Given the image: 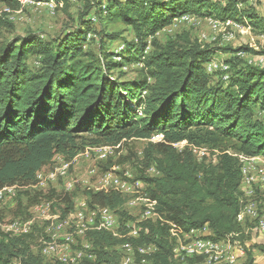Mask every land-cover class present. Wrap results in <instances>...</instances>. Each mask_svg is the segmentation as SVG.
<instances>
[{"label":"trees","instance_id":"1","mask_svg":"<svg viewBox=\"0 0 264 264\" xmlns=\"http://www.w3.org/2000/svg\"><path fill=\"white\" fill-rule=\"evenodd\" d=\"M31 1H53L62 9L71 2ZM77 1L85 6L84 17L95 10L100 19L102 29L93 31L101 37L98 53L87 49L92 21L84 17L77 30L49 43L28 34L0 47V190L17 187L12 217L30 220L31 209L41 201H56L63 216L73 211L78 188L71 193L49 190L40 201L28 191L37 184V173L51 165L56 155L72 161L86 148L150 141L162 134L163 141L150 142L145 151L147 166H154L160 175L143 173L138 179L157 202L155 211L185 231L207 230L208 239L215 242L228 238L236 244L237 235L246 252L244 264H255L243 234L249 228L247 222H254L258 229V220L244 217L243 223L239 219L248 202L241 191V157L264 159V120L254 110L258 106L264 110V66L239 61L236 55L251 53L249 47L201 48L188 37L181 38V43L162 44L157 36L184 15L208 19V24L233 20L263 35L264 18L252 8L258 0ZM0 3L13 11L23 7L20 0ZM114 22L129 27L135 38L125 41L119 53L112 52L109 44L122 35L104 31L107 23ZM219 52L231 55L222 62L228 70L220 67L208 72L206 66L217 60ZM115 57L120 60L114 61ZM131 63L141 67L138 78L121 81L115 76L116 71L123 76L122 69ZM183 142L185 148L178 151L175 145ZM190 147L216 152V159L208 161L204 156L200 160ZM83 195L92 208L115 211L121 223L135 220L116 191L86 189ZM255 198L259 205L264 203L257 192ZM258 213L264 212L259 209ZM140 227V237L132 243L156 247L147 257L150 264H179L167 224L147 221ZM35 231L3 239L0 264L16 259L21 264H60L31 252ZM87 239L96 259L80 264H121L119 247L126 240L104 231L89 233Z\"/></svg>","mask_w":264,"mask_h":264},{"label":"rangeland","instance_id":"2","mask_svg":"<svg viewBox=\"0 0 264 264\" xmlns=\"http://www.w3.org/2000/svg\"><path fill=\"white\" fill-rule=\"evenodd\" d=\"M255 2V0H253ZM55 3V2H54ZM56 4V3H55ZM254 10L261 16L264 17V0L255 2L252 6ZM85 6L82 2L77 0L70 2V6L67 9H62L59 5L56 8H51L46 5L37 6L34 4H23V7L19 11L8 10L3 4L0 3V47L3 45L15 41L19 37H24L28 34L37 35L44 42H51L57 38L63 37L66 33L73 32L79 27L81 18L84 17ZM96 17L97 23H92V38L88 43L87 49H92L98 53L99 43L101 41L100 36H96L93 31L99 32L102 29V24L100 19L98 20V15L95 10H92L88 13L84 19L92 20ZM232 21L231 26H222L219 29H214L211 25L208 24V19L206 21H190L185 23L175 22L172 26L164 29L159 32L158 39L162 44L167 43L169 40L176 41L181 43V38L188 37L190 41L198 43L201 45V48H212V49H225L233 48L237 49L239 47H249L252 52L249 54H238L237 57H240L242 60L240 62H245L246 65L256 67V63H259L261 59H264V34L253 30L252 27H244L241 24ZM104 31L113 34L118 33L121 36V39L118 42L109 44L112 52L119 53L121 48L124 46V42L135 41L134 34L131 29L125 26L121 22L107 23V28H104ZM124 49V48H123ZM224 52H219L217 54V63L219 67L225 66L222 62H226L231 56H226ZM228 55V54H227ZM33 66L37 64L33 59H30ZM114 61H117L116 57L113 58ZM258 67V66H257ZM140 65L138 63L126 64V67L122 69L123 76H120L119 71L115 72V76L121 78V81H132L140 76ZM217 70V69H216ZM223 79V75L220 76ZM219 76L215 80H218ZM224 81V80H223ZM255 114L257 117L264 120V110L260 106L255 107ZM158 137L154 136L153 141L147 140H131L125 144L120 145L114 152V154L109 158L108 161H99L97 159V152L95 149L99 148H86L83 153L79 154L76 162L74 163L73 173L78 180V192L79 196L77 198H83V192L86 189H94L98 191V180L101 174L106 172L116 173L117 171L114 168H119L118 174L123 178H127L130 181L138 180L143 173L151 176L150 169L154 166H147L146 164V154L145 151L149 146L150 142L158 143L162 139V134H157ZM186 146V142L176 144L175 147L178 151H182ZM104 147V146H102ZM191 150L195 148L190 147ZM200 150V149H199ZM196 150L194 154L200 160L205 156L208 161L216 159V152H213L209 149L202 148L201 151ZM84 155V156H83ZM57 156V155H56ZM54 157V159L56 158ZM63 157V156H59ZM64 158V157H63ZM66 159V158H64ZM56 161H60L56 159ZM243 165V171H248L249 179H244L242 182L243 185H246L250 190L248 193L249 198L245 201L255 202L257 210L264 212V203L259 205V202L256 200V192L261 195V199H264V159L259 158V160L246 161ZM52 168V164L46 167L45 169L49 170ZM155 168V167H154ZM117 174V173H116ZM253 177L254 181H250ZM261 184H260V182ZM49 188L34 187L29 188L28 191L31 194L30 196L38 197L39 201L44 196L43 193H48ZM58 191H63L62 186L59 187ZM144 193H148L147 187ZM140 195H135V197H127L125 199L124 210L129 216H132L136 221L139 220L143 214V202H137L134 206L130 204V200L133 198L139 197ZM26 201V199L24 198ZM45 201H41L38 205L42 204ZM54 211L60 212L56 207V201H53ZM4 206H0L1 214L4 216L0 220L1 225H8L13 220L11 211L14 208L15 204L12 199L7 198L4 202ZM36 206V205H35ZM259 207V209H258ZM61 213V212H60ZM260 214V213H259ZM264 214V213H263ZM36 215L35 217H37ZM264 219V217H263ZM247 219L243 220L244 223ZM134 221L126 220L125 223H133ZM244 230V244L247 248H251L252 252L261 260H264V231L263 233L258 232L256 224L254 222H247ZM125 229V228H124ZM35 231V230H34ZM41 229L37 228L35 235L40 233ZM202 233V232H201ZM262 240V241H261ZM243 247V244H241ZM244 248V247H243ZM245 250V249H244ZM31 252L34 254H40L38 249L37 238L35 237L34 243L31 244ZM43 258V257H42ZM44 259V258H43ZM48 261L44 259V261ZM246 256L243 258V261L240 259L237 264L245 263ZM256 261V259H255Z\"/></svg>","mask_w":264,"mask_h":264},{"label":"built area","instance_id":"3","mask_svg":"<svg viewBox=\"0 0 264 264\" xmlns=\"http://www.w3.org/2000/svg\"><path fill=\"white\" fill-rule=\"evenodd\" d=\"M70 1L74 2L76 0ZM20 2L22 5L29 3L37 6L46 5L51 8H56L58 6L53 1L34 2L31 0H20ZM60 6H62V4H60ZM104 8L105 7H103V9ZM196 20H199V18L191 15H184L175 22L185 23ZM91 21L93 24L97 23L96 17L92 18ZM91 38L92 34L89 33L87 35V40L90 41ZM123 48H121V51ZM116 59L117 61L120 60V58ZM263 66L264 61H262V67ZM155 136L158 137L159 135ZM154 138L153 136L150 140L153 141ZM162 141L163 137L158 143ZM119 147L120 145L104 146L95 149L97 152V159L102 162L108 161ZM196 150L201 151V148H195L193 151L195 152ZM59 156L61 155H57L53 160L51 169H43L37 173V184L32 188L41 187L58 191L59 187L62 186L63 192L65 193L76 191L78 180L75 179L73 168L78 156L72 161H68ZM56 159L60 161L58 162ZM247 160L255 162V160H259V157L247 158ZM114 170L117 171V174L106 172L100 175L98 180V183L100 182L98 191L106 193L116 191L124 198L140 195L137 199L133 198L130 200V204L133 206L137 204V202L144 203L143 214L139 220L133 223H121L115 211L108 207L96 206L92 208L87 198L82 195L83 198H77L75 200L73 211L66 216L52 209L53 202L45 201L40 205L37 204L31 209L32 218L30 220L15 219L8 225L0 224V242L9 237L12 238L33 234L34 226L37 225L39 229H41L40 233L38 232V234H36L38 249L43 257L51 263L80 264L86 260L92 261L96 259L92 244L87 239L89 233L104 231L111 233L113 237L126 240V242L122 243L119 247L122 256L121 264H150L147 257L156 252V247L154 245L135 247L132 241L140 237L142 229L140 224L152 221V223H161V225L167 224L170 227V238L174 241V257L179 264H189L190 261H198L197 264H201V245L209 244L208 234H201V229L185 231L173 223L165 222L159 213L155 211L157 202L151 200L148 193H144V191H146L144 182L141 180H136L134 182L130 181L118 174V167L114 168ZM150 172L152 177L160 175L158 170L154 167L150 169ZM242 178L249 179L248 171L242 170ZM16 190L17 187L15 186L0 190L1 207H6L4 206V202L7 198L14 201ZM91 190L95 191L94 189ZM253 214H256V218L264 217V214H259L258 212ZM36 215L38 216L35 217ZM239 222L241 223V221ZM121 227L126 229L125 233L120 232ZM263 229L264 225L258 232L263 233ZM225 241H227V249H222V258H229L230 261H235L242 256H246V252L241 242L237 239V235L236 244H229L228 238H226ZM10 264H21V261L16 259Z\"/></svg>","mask_w":264,"mask_h":264},{"label":"bare ground","instance_id":"4","mask_svg":"<svg viewBox=\"0 0 264 264\" xmlns=\"http://www.w3.org/2000/svg\"><path fill=\"white\" fill-rule=\"evenodd\" d=\"M209 25H211V27H213L214 29H219L222 26L226 25V26H231L232 25V21L228 20L224 23L218 22V21H214V20H210L209 21ZM241 54V53H239ZM262 61H264V59H261L259 61V63H256V66H262ZM252 62H250L251 64ZM220 68L218 66L217 61H214L210 64H208L206 66V70L208 72H212L213 70H216ZM223 70H228L227 66H223L221 67ZM246 161H252V160H247V158H243L241 157V162L242 164L245 163ZM253 179V177L250 179V181ZM257 204H255V202L249 201L247 203H245V207L242 210V213L239 217V219L243 220L244 217L246 218H250L252 221L258 220V230L261 229V227H263L264 225V219L263 217H258L256 218V214L253 213H257ZM264 231V229H263ZM201 234H206L208 233L207 230L201 231ZM208 245H201V257H204L205 259V264H237L239 262L240 259H236L235 261H230L229 258H222V249H227V242L225 241H212L210 239H208ZM229 243V242H228ZM232 244V243H229Z\"/></svg>","mask_w":264,"mask_h":264},{"label":"crops","instance_id":"5","mask_svg":"<svg viewBox=\"0 0 264 264\" xmlns=\"http://www.w3.org/2000/svg\"><path fill=\"white\" fill-rule=\"evenodd\" d=\"M258 1H263V0H258ZM264 18V17H263ZM199 20L202 22V21H206L207 22V19H203V18H199ZM226 56H231L230 54H225ZM246 55V54H245ZM241 191L243 192V194H244V196H245V198L246 199H248L249 198V195H248V193L250 192V190L247 188V186L246 185H243V187H241ZM262 241V240H261ZM263 242H264V240H263ZM257 253H256V251H255V259H256V261H255V264H264V260H261L259 257H258V255H256ZM243 258L244 257H242L241 258V260L243 261ZM242 264H244V262L242 263Z\"/></svg>","mask_w":264,"mask_h":264}]
</instances>
